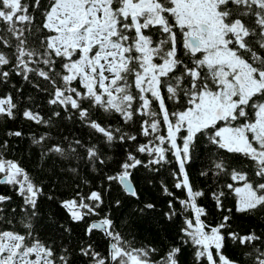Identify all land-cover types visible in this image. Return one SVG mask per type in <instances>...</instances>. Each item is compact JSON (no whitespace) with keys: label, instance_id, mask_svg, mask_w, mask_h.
<instances>
[{"label":"snow or ice","instance_id":"snow-or-ice-1","mask_svg":"<svg viewBox=\"0 0 264 264\" xmlns=\"http://www.w3.org/2000/svg\"><path fill=\"white\" fill-rule=\"evenodd\" d=\"M0 264H264V0H0Z\"/></svg>","mask_w":264,"mask_h":264}]
</instances>
